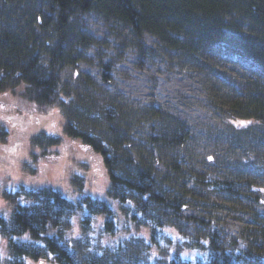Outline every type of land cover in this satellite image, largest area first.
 Masks as SVG:
<instances>
[{
	"label": "rangeland",
	"instance_id": "1",
	"mask_svg": "<svg viewBox=\"0 0 264 264\" xmlns=\"http://www.w3.org/2000/svg\"><path fill=\"white\" fill-rule=\"evenodd\" d=\"M50 15L48 0H0V26L13 37H27L41 18L43 28L38 39L44 66H48L50 59L47 50L57 43L52 21L45 23V16ZM225 22L239 25L240 30L227 28L226 35L241 37L251 31L247 19L238 13L227 16ZM70 25L75 35L81 32L95 43L82 47L76 37L69 39L66 50L74 64L67 61L60 71L66 88L140 111L160 108L183 120L193 134L192 139L177 149L155 148L150 141L153 137L162 138L170 122L148 115L130 119L133 142L124 147L127 154L136 159L146 158L157 175L166 177L163 183L166 194L182 205L179 215L160 218L166 232L160 237L155 259L169 256L173 251L182 254L185 260L194 259L200 253H195L185 241L203 240L211 225L216 227L222 244L229 248L235 244L241 251L248 250L249 243L243 234L253 215L264 214V124L230 112L229 104L235 91L246 85L259 80L264 86V71L248 67L224 46L205 44L191 54L169 47L150 32L144 33L142 42L156 54L141 62L131 27L119 20H108L95 10L77 13ZM33 110L32 105H25L12 91L0 94V128L7 131L3 138L0 136V217L5 219L11 218L15 206L5 191L17 190L21 185L53 186L71 198L76 191L72 177L77 172V163H89L97 158L94 154L90 156L77 141L65 138L47 149L46 154L34 147L30 138L36 134H48L53 129V134L59 135L57 127L62 124L63 112L55 111L44 117ZM96 127L105 133L108 125ZM73 157L78 161L74 162ZM93 163H90L93 170L88 175L86 194L97 196L108 184L100 162ZM172 164L178 166V172L171 168ZM200 179L210 182L204 185ZM211 181L232 183L237 191L254 199L234 198L231 192L218 190ZM111 204L119 212L118 204L114 201ZM79 217L73 218V226L67 233L70 237L80 233ZM98 219L94 223L96 230L102 221ZM116 222L120 231L105 235L100 241L115 244L125 236L144 244L151 236L146 225L139 220L132 222L125 213L116 216ZM7 248L8 240L2 238L0 264H9ZM27 264L54 263L27 260Z\"/></svg>",
	"mask_w": 264,
	"mask_h": 264
},
{
	"label": "trees",
	"instance_id": "2",
	"mask_svg": "<svg viewBox=\"0 0 264 264\" xmlns=\"http://www.w3.org/2000/svg\"><path fill=\"white\" fill-rule=\"evenodd\" d=\"M48 1L52 16H45V23L52 21L57 38L54 47L47 50L48 66L43 64L38 39L43 28L41 18L37 20L36 28L22 39L13 37L0 26V94L16 93L25 105L34 107L33 113L44 117L55 111L63 112L62 124L57 127L59 135L49 129L51 133L30 138L31 144L46 154L47 149L59 145L64 138L77 141L90 156L97 157L92 160L93 165L100 162L108 185L100 191L102 194H86L88 175L93 170L92 161L86 159L89 163H77V172L72 177L76 191L71 198L53 186L21 185L17 190L5 191L7 198L15 204L11 218L0 217V241L2 238L8 240L9 264H27V260L33 263L50 260L54 264H190L191 261L192 264H264V214L253 215L251 225L243 234L249 243L246 251L239 250L235 244L233 248L222 244L216 227L211 225L203 240L188 238L185 241L196 250L195 253L204 252L202 256L198 254L188 261L173 251L169 256L155 259L160 237L166 232L160 218L179 215L182 205L178 199L166 194L163 189L166 177L157 175L146 158L139 156L136 159L127 154L124 147L133 142L130 119L148 115L170 122V128L162 138L153 137L150 141L155 148L177 149L192 139L193 134L183 120L160 108L140 111L124 104L117 106L97 95L72 91L60 78L63 65L67 61L74 64L66 50L69 39L76 37L82 47L95 43L81 32L75 35L70 25L77 13L92 10L108 20H119L131 27L138 41L141 62L156 54L142 42L144 33L150 32L169 47L191 54L205 44L224 46L248 67L264 71V0ZM233 13L247 19L251 26L249 34L241 37L225 34L230 27L240 31L239 25L225 22ZM229 111L264 124V86L259 80L235 91ZM101 124L108 125L105 133L96 127ZM6 134L5 128H0V136L3 138ZM71 159L78 161L77 157ZM170 166L178 172L177 165ZM190 178L198 180L191 175ZM199 182L206 185L210 181L200 179ZM211 184L218 190L231 192L234 198L254 199L237 191V186L232 183ZM111 201L118 203L121 213L132 222L139 220L147 226L145 229L151 236L146 244L134 239L115 244L100 241L105 235L117 233ZM255 202L259 204V201ZM77 215H80V233L70 237L67 233ZM97 218L102 220L99 230L94 227Z\"/></svg>",
	"mask_w": 264,
	"mask_h": 264
}]
</instances>
